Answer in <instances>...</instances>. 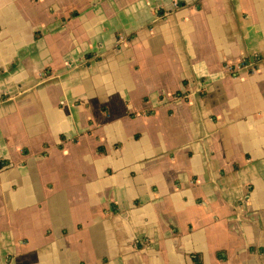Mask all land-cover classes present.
Masks as SVG:
<instances>
[{"label": "crops", "instance_id": "1", "mask_svg": "<svg viewBox=\"0 0 264 264\" xmlns=\"http://www.w3.org/2000/svg\"><path fill=\"white\" fill-rule=\"evenodd\" d=\"M0 96V264H264V0H0Z\"/></svg>", "mask_w": 264, "mask_h": 264}, {"label": "built area", "instance_id": "2", "mask_svg": "<svg viewBox=\"0 0 264 264\" xmlns=\"http://www.w3.org/2000/svg\"><path fill=\"white\" fill-rule=\"evenodd\" d=\"M258 62H259V59L258 60H245V62L243 64H241L240 66H241V68L247 67V68H250L252 71H255L256 70L255 64H258ZM232 69H233V73L235 74L236 73L235 66H233Z\"/></svg>", "mask_w": 264, "mask_h": 264}, {"label": "rangeland", "instance_id": "3", "mask_svg": "<svg viewBox=\"0 0 264 264\" xmlns=\"http://www.w3.org/2000/svg\"><path fill=\"white\" fill-rule=\"evenodd\" d=\"M235 66V64L233 62H229V64L227 65V73H229L231 76L233 77H238L233 73V69L232 67ZM171 95L173 96V94L171 93ZM164 96H166V94H164ZM179 97V96H178ZM177 98V97H175Z\"/></svg>", "mask_w": 264, "mask_h": 264}, {"label": "trees", "instance_id": "4", "mask_svg": "<svg viewBox=\"0 0 264 264\" xmlns=\"http://www.w3.org/2000/svg\"><path fill=\"white\" fill-rule=\"evenodd\" d=\"M161 16L165 17V15L163 13L161 14ZM130 37H132V36H130ZM5 98H7V96H0V100H3ZM2 164H3V162L0 161V165H2Z\"/></svg>", "mask_w": 264, "mask_h": 264}]
</instances>
